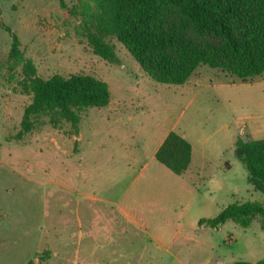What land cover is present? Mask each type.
I'll return each instance as SVG.
<instances>
[{"label": "rangeland", "instance_id": "rangeland-1", "mask_svg": "<svg viewBox=\"0 0 264 264\" xmlns=\"http://www.w3.org/2000/svg\"><path fill=\"white\" fill-rule=\"evenodd\" d=\"M63 1L68 8L89 2ZM78 25L59 0H0V264H38L46 252L39 264L264 260L261 218L247 229L199 226L234 203L264 206L234 153L239 138L264 140V74L241 83L201 66L183 86L158 84L116 39L119 64L95 56ZM5 28L39 77L86 74L109 85L110 105L82 112L78 136L70 124L55 129L41 118L13 139L32 95L9 61ZM171 131L193 148L185 175L151 160Z\"/></svg>", "mask_w": 264, "mask_h": 264}, {"label": "trees", "instance_id": "trees-1", "mask_svg": "<svg viewBox=\"0 0 264 264\" xmlns=\"http://www.w3.org/2000/svg\"><path fill=\"white\" fill-rule=\"evenodd\" d=\"M62 9L79 19L78 35L100 59L119 64L110 39H116L158 84L185 85L201 66L219 70L248 83L264 74V0H88ZM9 61L21 67L22 92L32 95L24 110L19 132L21 141L34 131L41 118L52 128L70 124L79 135L81 113L105 109L111 103L109 85L86 74L38 76L34 63L24 58L19 37L9 28ZM236 158L248 172V183L264 193V140L239 138ZM192 145L175 131L169 132L155 154V160L177 176L192 162ZM261 218L264 206L257 202L234 203L213 219H201L199 226L218 229L233 222L247 229ZM49 253L40 262L49 260ZM29 264H34L31 261ZM238 264H251L241 262ZM255 264H264L261 260Z\"/></svg>", "mask_w": 264, "mask_h": 264}, {"label": "crops", "instance_id": "crops-1", "mask_svg": "<svg viewBox=\"0 0 264 264\" xmlns=\"http://www.w3.org/2000/svg\"><path fill=\"white\" fill-rule=\"evenodd\" d=\"M168 134H169V132H168L166 135H163V136L160 138V140L158 141V143L155 145V147H154V149H153V152H152V155H151V160L155 159V154H156L157 150H158L159 147L162 145L163 141L165 140V138L167 137ZM151 162H152V161H151ZM129 165H131V164H129ZM192 165H193V158H192V162H191V165H190L188 171L191 169ZM147 166H148V164H147ZM188 171H187V172H188ZM187 172H186V173H187ZM186 173H185V174H186ZM185 174H183V175H185ZM119 209H120V211H121V213H122V215H123L124 217H127V218H129V219L131 218L130 215H129V213H128L127 211L123 210L122 208H119Z\"/></svg>", "mask_w": 264, "mask_h": 264}]
</instances>
